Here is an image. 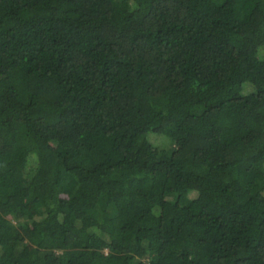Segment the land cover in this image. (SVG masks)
Instances as JSON below:
<instances>
[{
	"label": "trees",
	"instance_id": "16d2710c",
	"mask_svg": "<svg viewBox=\"0 0 264 264\" xmlns=\"http://www.w3.org/2000/svg\"><path fill=\"white\" fill-rule=\"evenodd\" d=\"M0 264H264V0H0Z\"/></svg>",
	"mask_w": 264,
	"mask_h": 264
},
{
	"label": "rangeland",
	"instance_id": "374dc122",
	"mask_svg": "<svg viewBox=\"0 0 264 264\" xmlns=\"http://www.w3.org/2000/svg\"><path fill=\"white\" fill-rule=\"evenodd\" d=\"M20 117H21V113H20L18 110H16V111L10 113V118H17V119H18V118H20ZM149 133H150V134H149L148 137H149V139H150L151 141H153L152 138H151V136L154 135V134H152V132H149ZM154 137H155V136H154ZM155 141H157V140H154V142H155Z\"/></svg>",
	"mask_w": 264,
	"mask_h": 264
}]
</instances>
